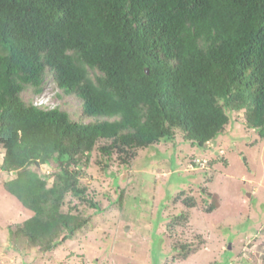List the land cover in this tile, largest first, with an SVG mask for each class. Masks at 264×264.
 I'll return each instance as SVG.
<instances>
[{"label":"trees","instance_id":"obj_1","mask_svg":"<svg viewBox=\"0 0 264 264\" xmlns=\"http://www.w3.org/2000/svg\"><path fill=\"white\" fill-rule=\"evenodd\" d=\"M48 74L93 120L24 99ZM242 110L264 138V0H0L1 168L32 212L10 234L31 245L53 250L89 226L90 214L64 206L68 195L99 205L81 184L96 147L101 163L178 131L205 146ZM183 194L175 201L196 205ZM209 197L213 211L221 195ZM188 218L176 215L169 232Z\"/></svg>","mask_w":264,"mask_h":264},{"label":"rangeland","instance_id":"obj_2","mask_svg":"<svg viewBox=\"0 0 264 264\" xmlns=\"http://www.w3.org/2000/svg\"><path fill=\"white\" fill-rule=\"evenodd\" d=\"M23 97L64 109L75 120H93L81 118L80 99L62 93L50 74L41 93L26 91ZM135 153L128 162L114 153L102 161L105 168L95 148L81 184L99 205L68 195L64 209L73 201L75 211L91 215L90 224L47 251L10 234V226L32 212L4 187L14 175L1 168L0 145V264H264V138L246 125L243 110L231 112L223 133L205 146L191 144L178 131ZM195 157L204 167L191 164ZM181 191L196 205L176 202ZM211 192L221 195V205L207 211ZM182 212L188 221L169 232L168 222Z\"/></svg>","mask_w":264,"mask_h":264},{"label":"built area","instance_id":"obj_3","mask_svg":"<svg viewBox=\"0 0 264 264\" xmlns=\"http://www.w3.org/2000/svg\"><path fill=\"white\" fill-rule=\"evenodd\" d=\"M203 164V163H202Z\"/></svg>","mask_w":264,"mask_h":264}]
</instances>
